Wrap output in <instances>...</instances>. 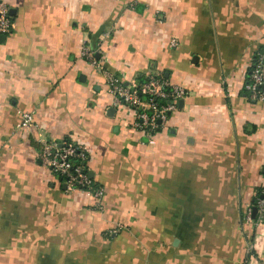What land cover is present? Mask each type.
Here are the masks:
<instances>
[{"label":"crops","instance_id":"1","mask_svg":"<svg viewBox=\"0 0 264 264\" xmlns=\"http://www.w3.org/2000/svg\"><path fill=\"white\" fill-rule=\"evenodd\" d=\"M3 1L0 264H264V221L243 220L264 188V101L245 89L264 0ZM84 46L126 84L160 73L189 90L152 143ZM65 139L88 152L103 209L41 164Z\"/></svg>","mask_w":264,"mask_h":264},{"label":"built area","instance_id":"2","mask_svg":"<svg viewBox=\"0 0 264 264\" xmlns=\"http://www.w3.org/2000/svg\"><path fill=\"white\" fill-rule=\"evenodd\" d=\"M14 28V22L10 15L8 5L0 0V35L9 34ZM177 42L172 41V46ZM85 60L96 69H99L106 79V86L112 96L113 106L126 112L132 120L134 129L140 131L149 142H153L154 133L165 126L170 115L179 109V101L185 100L189 90L180 84L172 83L162 74L149 76V79L138 85L126 84L123 79L105 70L96 54L87 46L83 48ZM245 89L248 95L257 101H264V52H257L254 65L250 74V80ZM18 126L28 127L32 124L30 112L24 113ZM41 164L48 168L61 183L66 185V190L82 191L95 197L96 209H103L104 187L96 186L87 166L89 154L86 149L72 139L44 142L39 150ZM257 208L256 217L253 216V207ZM243 220L248 224H256L264 221V188L261 196L252 205L243 210ZM121 226L113 229L112 233H118ZM252 250V247H250ZM244 264H254L250 259Z\"/></svg>","mask_w":264,"mask_h":264},{"label":"water","instance_id":"3","mask_svg":"<svg viewBox=\"0 0 264 264\" xmlns=\"http://www.w3.org/2000/svg\"><path fill=\"white\" fill-rule=\"evenodd\" d=\"M10 13L13 14V9H10ZM5 38H6V35H5V34H1V35H0V41H1V40H4ZM183 104H184V100H180V101H179V107H182ZM113 111H114V109H113ZM90 175H91V177H92L93 174L90 173ZM64 187L66 188V185H64ZM256 213H257V208L254 206V207H253V216H254V217H256Z\"/></svg>","mask_w":264,"mask_h":264},{"label":"trees","instance_id":"4","mask_svg":"<svg viewBox=\"0 0 264 264\" xmlns=\"http://www.w3.org/2000/svg\"><path fill=\"white\" fill-rule=\"evenodd\" d=\"M255 61V60H254ZM149 79V77L148 76H145V75H143V74H140L139 76H138V78H137V84L138 85H141L142 83H144V82H146L147 80ZM160 129V128H159ZM158 129V130H159ZM262 192V191H261ZM261 192L258 194V197H260L261 196ZM257 197V198H258ZM256 198V199H257ZM255 202H256V200H255ZM254 202V203H255Z\"/></svg>","mask_w":264,"mask_h":264}]
</instances>
